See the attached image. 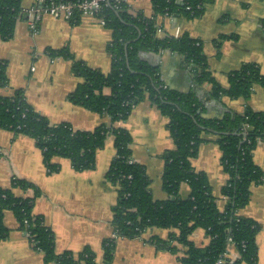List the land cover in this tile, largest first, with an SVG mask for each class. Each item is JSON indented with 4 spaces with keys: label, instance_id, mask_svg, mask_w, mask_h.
Here are the masks:
<instances>
[{
    "label": "trees",
    "instance_id": "trees-1",
    "mask_svg": "<svg viewBox=\"0 0 264 264\" xmlns=\"http://www.w3.org/2000/svg\"><path fill=\"white\" fill-rule=\"evenodd\" d=\"M74 3L71 25L80 23L78 4L82 0H56ZM212 0H151L154 15L199 18ZM22 0H0V40L14 36L15 25L23 17ZM111 32L107 51L111 57L110 71L105 74L75 59L67 47L48 49V57L70 62L71 73L79 80L67 99L75 106L107 116L110 124H101L92 131L74 130L69 123L52 124L27 102L22 89L10 96H0V129L31 138L42 154L49 174L57 173L56 158L68 159L76 172L91 171L96 166V152L104 148L108 137L113 139L115 156L110 162L106 180L116 187L117 200L112 207L113 236L102 241L103 260L110 263L117 238H139L149 228L168 230L166 239L152 237L149 243L159 250L180 254V264H258L256 235L262 226L238 215L250 199L251 187L261 183L262 171L254 163L253 152L264 138V111L246 107L243 112H227L219 118L205 116L204 102L248 99L254 86L264 89V74L255 64L243 65L228 75V87L223 88L211 77L206 56L199 41L186 33L158 36L154 18L134 15L126 1L103 5L97 12ZM264 29V22L262 24ZM169 51L181 56L183 67L190 68L193 83L190 90L180 93L169 89L161 80L160 66L140 58L142 52ZM211 89L201 98L205 84ZM8 84L7 63L0 61V88ZM147 99L167 119V130L174 149L161 155L164 162L162 189L168 198L156 201L150 191V179L145 167L132 160L130 133L119 126L132 109ZM214 143L220 153V165L227 176L221 188L225 204L222 210L211 193L207 176L197 172L192 160L200 146ZM187 184L189 196L182 199L180 186ZM32 190L33 197H18L14 190ZM38 188L13 179L10 188H0V241L9 233L3 223L7 211L13 213L18 230L26 234L32 248L42 254L45 263L97 264L89 247L79 253H56L52 230L43 217L33 212ZM202 229L208 239L206 246H197L190 235ZM231 239V243L228 240ZM229 247L237 253L232 260L225 257Z\"/></svg>",
    "mask_w": 264,
    "mask_h": 264
},
{
    "label": "crops",
    "instance_id": "crops-1",
    "mask_svg": "<svg viewBox=\"0 0 264 264\" xmlns=\"http://www.w3.org/2000/svg\"><path fill=\"white\" fill-rule=\"evenodd\" d=\"M134 15L154 18L158 36L186 33L202 45L212 79L221 87H228V75L243 65L255 64L264 74V0H212L199 17L188 20L182 17L155 16L151 0H126ZM35 0H22L23 17L16 22L14 36L0 40V61L7 63L8 84L0 88V96H10L22 89L27 102L52 124L66 122L74 130L92 131L101 124H110L107 116L72 105L67 97L79 80L71 73L70 62L48 57V49L67 47L75 59L88 67L107 74L111 57L107 51L112 32L98 20L82 16L80 23L71 25L61 18L42 17L37 33L27 26L25 11ZM140 58L151 65L160 66L161 80L171 90L186 93L192 87L194 73L183 67L182 57L176 53L142 52ZM199 93L203 98L211 85L205 84ZM205 116L219 118L227 112L241 113L248 107L255 112L264 111V89L254 86L248 99H230L204 102ZM167 119L147 100L132 109L126 121L119 126L131 137V158L145 167L150 179L153 199L168 198L162 189L164 162L161 155L174 149L167 130ZM115 156L113 139L108 137L104 148L96 152V166L91 171L76 172L70 161L56 158L60 170L49 174L35 142L23 135L0 129V188L8 189L13 179L24 180L40 191L33 212L41 215L44 224L54 233L55 251L79 253L89 247L97 264H180L178 256L157 249L149 243L152 237L166 239L169 231L149 228L139 238H117L110 263L103 260L102 241L113 236L112 207L117 190L106 180L110 162ZM221 153L212 143L200 146L198 156L192 160L195 171L204 173L210 183L217 206L223 209L225 201L221 188L227 176L220 165ZM254 163L262 171L260 184L251 187L248 204L238 215L259 223L262 228L256 235L257 262L264 264V138L253 152ZM190 193L187 184L180 186L182 199ZM18 197H33V191L14 190ZM4 226L10 230L0 241V264H55L45 263L42 254L35 251L26 234L18 230L13 213L5 212ZM152 229V230H150ZM190 240L197 246H206L208 239L202 229H196ZM227 257L236 259L237 253L229 247Z\"/></svg>",
    "mask_w": 264,
    "mask_h": 264
},
{
    "label": "built area",
    "instance_id": "built-area-1",
    "mask_svg": "<svg viewBox=\"0 0 264 264\" xmlns=\"http://www.w3.org/2000/svg\"><path fill=\"white\" fill-rule=\"evenodd\" d=\"M124 1L126 0H82L79 2L78 8L81 16L96 19L104 26L105 22L103 19L97 17V12L103 5L114 3V6L117 7L118 3ZM74 6V3L70 1L59 2L56 0H35L34 6L25 11V14L27 15V26L32 33H37V26L45 15L69 21L72 17ZM179 35V30H175L174 37L177 38ZM228 242L231 243V239H229ZM227 254L228 253L225 254V257ZM216 264H224V260L219 259Z\"/></svg>",
    "mask_w": 264,
    "mask_h": 264
},
{
    "label": "rangeland",
    "instance_id": "rangeland-1",
    "mask_svg": "<svg viewBox=\"0 0 264 264\" xmlns=\"http://www.w3.org/2000/svg\"><path fill=\"white\" fill-rule=\"evenodd\" d=\"M106 143V142H105ZM131 147V146H130ZM155 229V228H154ZM149 230V229H148ZM150 230H152V229H150ZM148 231H146V233H147Z\"/></svg>",
    "mask_w": 264,
    "mask_h": 264
}]
</instances>
